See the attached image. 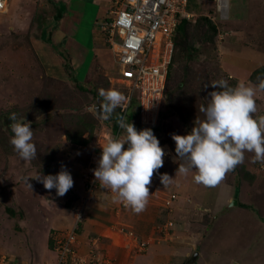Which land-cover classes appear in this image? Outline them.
I'll list each match as a JSON object with an SVG mask.
<instances>
[{
  "label": "rangeland",
  "instance_id": "1",
  "mask_svg": "<svg viewBox=\"0 0 264 264\" xmlns=\"http://www.w3.org/2000/svg\"><path fill=\"white\" fill-rule=\"evenodd\" d=\"M52 1L0 13V264H56L78 206L68 264L89 241V264H264V0H226L223 17L217 0H187L195 50L173 65L152 129L128 125L137 101L104 40L86 80L64 55L74 79L50 75L34 44ZM202 16L210 41L197 39Z\"/></svg>",
  "mask_w": 264,
  "mask_h": 264
},
{
  "label": "built area",
  "instance_id": "2",
  "mask_svg": "<svg viewBox=\"0 0 264 264\" xmlns=\"http://www.w3.org/2000/svg\"><path fill=\"white\" fill-rule=\"evenodd\" d=\"M107 12L95 22L98 34L107 43L115 64L117 80L127 83L134 94L139 125L152 129L161 107L168 66L171 62L176 26L180 17H187V0H109ZM226 0H217L219 16L227 9ZM9 0H0V13L7 10ZM219 6V8H218ZM125 113L122 114L124 118ZM94 168V166H93ZM95 179L85 178L86 197ZM91 196V195H90ZM75 224L63 236H56V264H68L69 255L78 243V232L84 209L74 207ZM84 261L70 264H89L97 260L99 251L90 242ZM75 245V246H74ZM79 245V243H78ZM78 247V246H77Z\"/></svg>",
  "mask_w": 264,
  "mask_h": 264
},
{
  "label": "crops",
  "instance_id": "3",
  "mask_svg": "<svg viewBox=\"0 0 264 264\" xmlns=\"http://www.w3.org/2000/svg\"><path fill=\"white\" fill-rule=\"evenodd\" d=\"M52 2L57 4L54 5L51 21L47 22L49 28L47 31L45 27L41 30L40 39H36L34 44L35 50L51 76L60 80L68 78L64 69V55L74 69L75 78L86 80L87 68L92 64L94 54L100 50L98 44L103 40L98 34L95 22L107 12L110 1L53 0ZM56 6L62 12L58 18H56ZM85 222H81V227ZM91 225L94 224L88 223L89 228ZM82 249L85 251V246ZM3 257L5 259V256Z\"/></svg>",
  "mask_w": 264,
  "mask_h": 264
},
{
  "label": "trees",
  "instance_id": "4",
  "mask_svg": "<svg viewBox=\"0 0 264 264\" xmlns=\"http://www.w3.org/2000/svg\"><path fill=\"white\" fill-rule=\"evenodd\" d=\"M56 4L57 3L54 2V5H56ZM61 15H62L61 10L56 6V18L60 17ZM189 26L191 27V24L187 18H185V17L179 18V21H178V24L176 26L175 33L173 36L174 47H173L171 62L168 66L166 82H165L166 85H167V83L171 77L173 65L175 64L176 61H178V58L188 59V58H191L193 56V51L195 50V48L193 46V43L195 41V37L193 34L190 33ZM196 27H197L196 32L199 35H201V38L197 37V39H200L201 42L202 41L204 42L205 40H209V41L212 40L215 33H216V27H215L214 23L211 22V20L209 18H207L206 16H202L199 19V21H197ZM68 66H70V65H68ZM260 71L264 73V66L255 70L253 72V74L255 72H260ZM67 74L69 77H72V74L69 71L67 72ZM72 79H74V78L72 77ZM97 96H99V95H97ZM100 98H102V97H100ZM131 102H135L134 99ZM101 106L104 110L105 104L102 103ZM171 109H175L174 105H171ZM168 110H170V109L167 108V111ZM122 114H123V112L121 113V110L119 108H116L115 110H113L112 115H111L112 118L114 119L113 129L117 128L118 120H120ZM135 116H137L136 113L128 111L126 117H127V123L130 127L131 126L132 127L140 126L138 122L136 124L131 125V119L134 118ZM197 142L200 143V140H197ZM201 159H203V158H201ZM6 210L10 213H14V211L11 210L10 208H6ZM80 229H79L78 235L80 234ZM53 247H54V244H53Z\"/></svg>",
  "mask_w": 264,
  "mask_h": 264
},
{
  "label": "water",
  "instance_id": "5",
  "mask_svg": "<svg viewBox=\"0 0 264 264\" xmlns=\"http://www.w3.org/2000/svg\"><path fill=\"white\" fill-rule=\"evenodd\" d=\"M101 109L102 108L100 106H98V105L95 106V111H96L97 114H100L101 113ZM235 203H236V200L233 199L232 202H231V204H235Z\"/></svg>",
  "mask_w": 264,
  "mask_h": 264
},
{
  "label": "bare ground",
  "instance_id": "6",
  "mask_svg": "<svg viewBox=\"0 0 264 264\" xmlns=\"http://www.w3.org/2000/svg\"><path fill=\"white\" fill-rule=\"evenodd\" d=\"M162 151H163V150H162ZM171 156H172V158H174L175 160L177 159V158L175 157V155H172V154H171Z\"/></svg>",
  "mask_w": 264,
  "mask_h": 264
}]
</instances>
